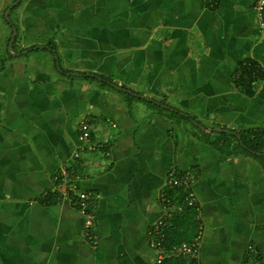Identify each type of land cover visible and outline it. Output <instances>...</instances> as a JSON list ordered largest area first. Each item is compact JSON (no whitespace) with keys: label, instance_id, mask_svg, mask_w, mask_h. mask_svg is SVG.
Masks as SVG:
<instances>
[{"label":"crops","instance_id":"0c3cea01","mask_svg":"<svg viewBox=\"0 0 264 264\" xmlns=\"http://www.w3.org/2000/svg\"><path fill=\"white\" fill-rule=\"evenodd\" d=\"M14 2L0 0V17ZM8 17L0 264H149L171 168L193 177L204 226L195 263L264 264V161L205 141L264 129V29L253 0H20ZM243 59L262 71L248 90L234 82ZM84 118L97 139L109 128L107 145L85 154L74 176L98 195L95 245L82 214L49 193Z\"/></svg>","mask_w":264,"mask_h":264},{"label":"built area","instance_id":"2783aa9c","mask_svg":"<svg viewBox=\"0 0 264 264\" xmlns=\"http://www.w3.org/2000/svg\"><path fill=\"white\" fill-rule=\"evenodd\" d=\"M218 0H206L208 5L213 6ZM253 9L258 21L260 29H264V0H253ZM256 76V75H255ZM110 127H115L114 122H110ZM97 128L91 119H81L77 128L78 146L71 155L70 161L63 164L57 175L54 176V184L50 188L49 193L54 197L55 201H65L74 206L84 218V229L87 239L91 244L97 243V237L93 235L92 228L94 226V213L92 211L91 201L94 197L92 192L80 190L75 182V170H82L83 164L80 159L85 154L95 153L100 147L107 145L109 141L108 130L103 139H97L95 132ZM193 177L189 172H180L174 168L168 170L166 175V185L169 188L187 187L188 191L184 197V202L196 210L198 219L197 233L193 240L189 243L183 242L180 244L168 245L166 243L165 227L174 210H181V205L176 203L171 198H162L164 201V214L150 224L149 245L153 251V258L149 264H163L166 260L174 257L182 256L187 259L196 260L199 256V245L201 234L204 226L199 222V205L196 194L192 188ZM250 250H253L249 246Z\"/></svg>","mask_w":264,"mask_h":264},{"label":"trees","instance_id":"16d2710c","mask_svg":"<svg viewBox=\"0 0 264 264\" xmlns=\"http://www.w3.org/2000/svg\"><path fill=\"white\" fill-rule=\"evenodd\" d=\"M259 70L260 67L258 62L252 59H243L237 65L234 82L248 90L257 79H261L262 71ZM82 75H86V73H82ZM100 77L105 83L108 82L106 77ZM148 101L160 107L164 104L162 102H154L153 100ZM219 134L224 136V138L218 140L206 139L205 141L219 152H222L225 156L246 154L262 158L264 161V129L246 128L239 130L237 133L220 132ZM187 191V187L181 186L171 188L166 192V196L170 197L176 205H181V210L173 211L165 227L166 243L168 245L180 244L183 242L189 243L197 233L198 219L196 217V210L184 202ZM172 263L196 264L194 259L190 260L182 256L166 260L163 264Z\"/></svg>","mask_w":264,"mask_h":264},{"label":"water","instance_id":"95a60500","mask_svg":"<svg viewBox=\"0 0 264 264\" xmlns=\"http://www.w3.org/2000/svg\"><path fill=\"white\" fill-rule=\"evenodd\" d=\"M20 0H15V2L13 3V4H11L6 10H5V18H7V20H9V17H8V13H9V11H10V9L14 6V5H16L18 2H19ZM15 34H16V28H12V35H11V38H10V42H9V46H8V50H9V52H10V46H11V44H12V41H13V39H14V36H15ZM217 130H220V128H216ZM225 131H229V130H226L225 129Z\"/></svg>","mask_w":264,"mask_h":264},{"label":"rangeland","instance_id":"374dc122","mask_svg":"<svg viewBox=\"0 0 264 264\" xmlns=\"http://www.w3.org/2000/svg\"><path fill=\"white\" fill-rule=\"evenodd\" d=\"M10 1H11V0H10ZM9 17H10V19L12 18V13H10ZM6 21H8V20H7V18H5V11H4V12H3V16L0 17V24L3 25V24H5ZM1 22H2L3 24H2ZM4 26H6V24H5ZM0 27H1V26H0ZM13 49H15V45H13ZM25 57H26V55L23 56L22 58H25Z\"/></svg>","mask_w":264,"mask_h":264}]
</instances>
